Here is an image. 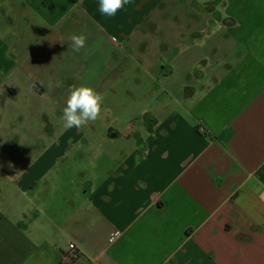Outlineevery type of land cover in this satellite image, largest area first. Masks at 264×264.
I'll return each instance as SVG.
<instances>
[{"label": "crops", "instance_id": "crops-1", "mask_svg": "<svg viewBox=\"0 0 264 264\" xmlns=\"http://www.w3.org/2000/svg\"><path fill=\"white\" fill-rule=\"evenodd\" d=\"M26 1L48 27L39 36V52L48 53L39 55L52 62L29 73L19 65V27L0 31V264H64L70 242L78 264H264V0H207L215 17L204 25L223 31L208 35V71H190L196 83L168 84L165 116H150L126 156L111 150L116 164L93 163L85 178L72 173L73 129L53 126L54 145L43 147L27 124L19 130L14 122L27 123L19 107L30 89L65 107L58 59L71 57L73 34L86 37L90 57L122 53L105 37L107 26L124 21L106 19L99 0ZM165 1L131 0L122 9L142 7L153 27H171L158 14ZM70 8L72 19L61 21ZM179 26L176 46L195 33ZM168 66L164 73L175 72ZM202 122L209 132L199 131Z\"/></svg>", "mask_w": 264, "mask_h": 264}, {"label": "rangeland", "instance_id": "rangeland-1", "mask_svg": "<svg viewBox=\"0 0 264 264\" xmlns=\"http://www.w3.org/2000/svg\"><path fill=\"white\" fill-rule=\"evenodd\" d=\"M170 3L169 0L165 1L158 14L172 19L171 27L170 25L153 27L147 20V10L142 7L140 10L121 9L116 14L118 20L124 21V25L107 26L109 37L105 38L109 48L121 46L122 53L119 50L113 53L108 50L106 54L90 57L89 45H87L85 49L80 50V52L83 50L81 53L72 51L71 57L58 59V79L62 83L63 93L68 95L70 88L87 84L103 96L101 115L96 121L89 122L79 129L65 128L62 119L64 106L51 105L54 98L48 96H44L43 101L39 100L38 90L24 91L27 95V106H20L19 109L24 110L25 114L21 113V115L27 116V123L14 122V124L19 130L27 124L28 135L30 137L32 133L39 135V142H43L39 146L43 147L54 145L55 138L50 132L53 126L60 130L73 129L76 137L72 162L77 164V169L72 173L77 178L88 176L90 165L93 163L116 164L114 158H120L119 153L118 155L109 153H112L111 150L121 149L125 152L123 156H126L140 140L135 132L146 136L150 116L161 119L167 113L164 100L168 97V84L180 87L181 84L191 80H195V83L199 82L196 70L195 74H190V71L194 72L197 68L207 72L210 68L209 63H212L214 56L211 49H208L211 39L208 35L222 34L223 31L217 26L212 28L209 23L206 24L207 26L204 25L209 16L215 17L208 10L209 3L207 0H172ZM28 5L26 0H0V31L5 30L6 26L8 29L19 27L21 32L18 37L21 45L19 55H22L18 57L19 65L26 64L29 73H37V68L46 69L52 62L51 57L39 55L42 52L48 53L46 50L39 52V45L45 39H39V36L48 27L45 24L39 25V13ZM64 12L61 21L66 18L71 20L72 17L69 15L72 14L73 9ZM21 16L26 19L21 20ZM114 18L106 16L110 22ZM145 20L147 21L144 23ZM181 24L186 30L193 28L195 33L182 35V40L176 46L174 36ZM191 24L193 26H190ZM56 28L76 29L77 27L60 25ZM67 45L65 43V46ZM93 49H95L94 45ZM159 55L160 59L163 57V61H158ZM23 56H26V59ZM201 59L200 64L198 61ZM168 65H171L175 72L164 73V68H168ZM207 74L205 79L208 77ZM29 81L31 82L30 78ZM181 92L184 93V90L179 88L174 90V94ZM175 109L180 113L179 106ZM11 114L13 115V112ZM111 130L125 133L124 137H107ZM111 141L113 144H106ZM94 172L97 174L99 169H95Z\"/></svg>", "mask_w": 264, "mask_h": 264}, {"label": "clouds", "instance_id": "clouds-1", "mask_svg": "<svg viewBox=\"0 0 264 264\" xmlns=\"http://www.w3.org/2000/svg\"><path fill=\"white\" fill-rule=\"evenodd\" d=\"M129 3L131 0H99V11L104 16L113 17ZM70 39L72 51L79 52L85 47L86 37L83 34H73ZM103 99V96L87 84L70 88L62 115L64 127L79 129L89 122L96 121L101 115ZM8 166L14 167L11 162Z\"/></svg>", "mask_w": 264, "mask_h": 264}, {"label": "built area", "instance_id": "built-area-1", "mask_svg": "<svg viewBox=\"0 0 264 264\" xmlns=\"http://www.w3.org/2000/svg\"><path fill=\"white\" fill-rule=\"evenodd\" d=\"M198 129L201 132H209L208 127L203 122L199 125ZM117 234L118 233H115L114 236ZM79 259L80 256L75 243L70 242L68 244V250L64 253V264H78Z\"/></svg>", "mask_w": 264, "mask_h": 264}]
</instances>
